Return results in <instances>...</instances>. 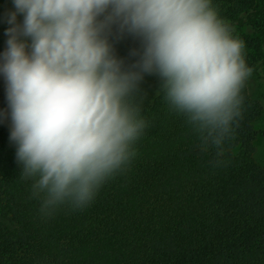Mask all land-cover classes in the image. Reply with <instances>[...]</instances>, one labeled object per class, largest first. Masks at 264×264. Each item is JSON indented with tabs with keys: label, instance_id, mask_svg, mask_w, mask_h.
<instances>
[{
	"label": "trees",
	"instance_id": "trees-1",
	"mask_svg": "<svg viewBox=\"0 0 264 264\" xmlns=\"http://www.w3.org/2000/svg\"><path fill=\"white\" fill-rule=\"evenodd\" d=\"M211 4L243 42L251 73L264 70V0ZM15 11L0 0V54ZM108 41L123 68L136 70L141 39L113 26ZM139 87L131 102L145 128L135 155L88 204L44 209V194L33 193L38 177H24L11 139L0 74V264H264V167L253 158L260 107L246 82L220 146L171 107L157 76L145 74Z\"/></svg>",
	"mask_w": 264,
	"mask_h": 264
},
{
	"label": "clouds",
	"instance_id": "clouds-1",
	"mask_svg": "<svg viewBox=\"0 0 264 264\" xmlns=\"http://www.w3.org/2000/svg\"><path fill=\"white\" fill-rule=\"evenodd\" d=\"M0 74L11 139L25 178L38 177L43 208L88 204L135 155L145 128L131 102L145 74L166 99L220 146L240 115L251 69L241 40L211 0H13ZM23 15L22 24L16 23ZM142 41L125 70L108 41L112 27ZM30 41V42H29ZM223 149L218 153L222 154Z\"/></svg>",
	"mask_w": 264,
	"mask_h": 264
},
{
	"label": "rangeland",
	"instance_id": "rangeland-1",
	"mask_svg": "<svg viewBox=\"0 0 264 264\" xmlns=\"http://www.w3.org/2000/svg\"><path fill=\"white\" fill-rule=\"evenodd\" d=\"M245 82L250 98L260 107V116L254 123L257 136L254 141L253 158L256 164L264 167V70L251 73Z\"/></svg>",
	"mask_w": 264,
	"mask_h": 264
}]
</instances>
